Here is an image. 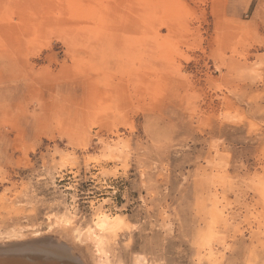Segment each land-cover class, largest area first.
<instances>
[{"label": "rangeland", "instance_id": "rangeland-1", "mask_svg": "<svg viewBox=\"0 0 264 264\" xmlns=\"http://www.w3.org/2000/svg\"><path fill=\"white\" fill-rule=\"evenodd\" d=\"M57 237L264 264V0H0V244Z\"/></svg>", "mask_w": 264, "mask_h": 264}, {"label": "bare ground", "instance_id": "bare-ground-1", "mask_svg": "<svg viewBox=\"0 0 264 264\" xmlns=\"http://www.w3.org/2000/svg\"><path fill=\"white\" fill-rule=\"evenodd\" d=\"M56 204L54 203L55 206ZM50 205H52V203ZM51 207L53 208V206ZM53 214L47 217V220H49L47 223L49 225L47 226L49 227L48 230L56 229L61 233L70 228V221L67 220L68 218H65L64 213L62 214L64 217L61 215L57 216L59 213L56 214V216H53ZM69 232L70 234L72 232V234L76 235V239L79 243H83L82 230L76 228L74 230H69ZM41 240L43 241V238H41ZM44 240L48 243L41 245L38 244L37 240L33 242L35 239L32 242L27 241V243L25 240H23L24 243H18V241L8 243L2 242V244H0V264H94V259L93 261L88 259V255L84 253L82 246L76 247V251H80L81 254L78 255L72 248L73 245L62 243L63 240L61 237L47 238Z\"/></svg>", "mask_w": 264, "mask_h": 264}]
</instances>
